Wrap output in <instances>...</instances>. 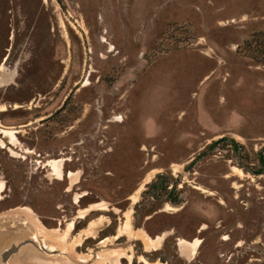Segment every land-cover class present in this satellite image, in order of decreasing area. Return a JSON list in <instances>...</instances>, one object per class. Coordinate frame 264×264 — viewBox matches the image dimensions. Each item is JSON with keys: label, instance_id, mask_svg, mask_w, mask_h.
Masks as SVG:
<instances>
[{"label": "rangeland", "instance_id": "rangeland-1", "mask_svg": "<svg viewBox=\"0 0 264 264\" xmlns=\"http://www.w3.org/2000/svg\"><path fill=\"white\" fill-rule=\"evenodd\" d=\"M0 67V137H17L0 148V212L73 234L105 215L76 248L90 258L65 244L78 264L112 248L264 264V0H0ZM55 159L75 175L56 178ZM92 203L108 209L75 217ZM124 211L164 232L157 252L135 234L102 245ZM178 237L200 239L188 260Z\"/></svg>", "mask_w": 264, "mask_h": 264}, {"label": "crops", "instance_id": "crops-1", "mask_svg": "<svg viewBox=\"0 0 264 264\" xmlns=\"http://www.w3.org/2000/svg\"><path fill=\"white\" fill-rule=\"evenodd\" d=\"M16 139L17 137L12 138L9 136V140L5 142L2 137H0V141L4 143L3 145L0 143V148H4L9 144L11 146H9V150L12 153H16L15 150H13L14 146L12 142ZM44 166H48L51 173L58 179H61L63 176L71 178L75 175L72 171H68L66 175V172L63 171L62 161L59 159L47 160ZM53 166H56V168H53ZM59 168L60 170H58ZM2 191L3 182L0 181V193ZM1 197L0 194V198ZM134 198L135 200L133 199L132 203L137 201V196H134ZM107 207L106 204L92 203L83 209H78L75 217L83 220L92 212L106 210L108 209ZM123 216L124 220L121 225L118 226L115 233L103 238L101 241L102 245H108L122 236L132 237L135 234L140 239L144 251L157 252L160 248L161 240L165 235L164 232L153 237L149 236L143 229L134 232L129 211H124ZM104 219L105 215L103 214L89 218L86 225L78 229L76 234H73L75 228L74 220L68 221L64 228H48L40 222L37 214L28 206L9 207L0 212V264H78L72 257L69 258L64 254L66 249L65 244L69 240L70 243L76 240L74 244L76 253L77 247H87V241L89 242L97 236L95 233H99L100 229H97L103 223ZM80 220L77 221L79 222ZM32 233H36L39 236L38 240L41 244L47 242L48 251L45 244L43 245H45L44 248L46 250H39L38 247L34 246L33 243L36 241V237H33ZM48 240H50L51 244ZM198 240L200 239L197 238L193 241H189L185 238L178 237L176 242V252L178 256L188 260L193 249L196 247L194 244H197L196 242ZM182 241H185V243ZM87 250L90 252L93 249L87 248ZM77 254L78 256L81 255L83 258H90L92 256V253L89 254L82 251ZM137 257L138 260L144 264H163L157 262L156 258L148 259L143 255H137ZM100 258L101 264H104L105 261H107L106 264H122L123 259L127 261V264H134L135 262L133 253L131 251L128 252L125 248H112L111 250L103 252Z\"/></svg>", "mask_w": 264, "mask_h": 264}, {"label": "bare ground", "instance_id": "bare-ground-1", "mask_svg": "<svg viewBox=\"0 0 264 264\" xmlns=\"http://www.w3.org/2000/svg\"><path fill=\"white\" fill-rule=\"evenodd\" d=\"M0 69H3V67H0ZM3 131V130H2ZM0 143H2V142H0ZM57 163V162H56ZM55 163V164H56ZM61 165V164H60ZM57 166V165H56ZM56 166H53V168H56ZM58 167V166H57ZM58 170H60V168L58 169ZM61 174V173H60ZM59 175V174H58ZM92 225V224H91ZM182 242H184L185 243V241H182ZM195 246H196V244H194Z\"/></svg>", "mask_w": 264, "mask_h": 264}]
</instances>
